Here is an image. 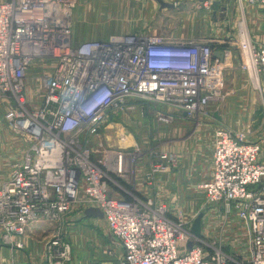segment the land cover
I'll return each mask as SVG.
<instances>
[{"label": "built area", "instance_id": "built-area-1", "mask_svg": "<svg viewBox=\"0 0 264 264\" xmlns=\"http://www.w3.org/2000/svg\"><path fill=\"white\" fill-rule=\"evenodd\" d=\"M246 2L264 11V0ZM75 7V0H0V131L6 126L22 145V160L0 187L2 238L24 235L36 218L57 225L79 206L82 213H102L107 232L123 249L118 264H228L215 241L195 238L191 221L168 218L162 203L110 194V175L124 167L120 160L109 167L108 156L134 165L141 156L136 145L98 158L92 149L121 114L148 110L160 124L177 115L207 117L208 108L223 99L225 83L211 45L140 32L73 41ZM238 29L240 69L253 89L264 92V42H251L242 19ZM214 138L211 179L199 188L209 204L243 226L250 253L245 264H264L261 148L225 127L216 128ZM150 155L148 179L175 167L173 155ZM180 243L184 253L177 250ZM46 246L48 259L69 260L61 239Z\"/></svg>", "mask_w": 264, "mask_h": 264}, {"label": "crops", "instance_id": "crops-1", "mask_svg": "<svg viewBox=\"0 0 264 264\" xmlns=\"http://www.w3.org/2000/svg\"><path fill=\"white\" fill-rule=\"evenodd\" d=\"M84 1L85 0H75L76 6L78 3ZM102 1H107V4L104 3L103 5H100L93 3V5L88 7L84 5L80 12H75L76 9L74 10L71 29L73 32L74 24L78 21L80 29L76 38L79 40L94 39L111 34H125V30L117 31L115 28L114 30L110 28L100 29L98 25L99 21H97L99 19L96 17L116 14L118 10H126L130 12L129 9L124 8V5H128V2L131 3L134 0H120L121 9L117 5L116 7L111 5V3L109 4L110 1L118 2L119 0ZM137 1L143 3L144 0ZM150 1H152V4L147 3L148 6H144L141 9L146 15L152 14L156 17H165L167 15L166 12L169 10L178 11V15L181 16H196L198 13H203L206 16L208 14L210 15L214 24L213 29L211 30L210 28V31L214 34L213 41H216L214 46L217 47L212 49L214 60L213 65H219V67L222 68L226 80L224 89L228 83V89H225V99L223 101H231L233 104V106L230 107L228 104L223 103L221 111H213L211 115L213 124L216 126L221 125L227 127L229 130L235 129L239 132V129H241L240 126H242L244 122L254 123L255 121L252 122V113L255 104V94L248 84L247 74L240 69L241 55L239 49L238 22L242 19L251 42L256 45H261L264 42V11L249 5L246 0H241L242 8L240 9H242V12L240 14L238 0H162L167 4H170L172 6L170 8H161L156 0ZM133 4L134 3H132V7H130L132 12L135 11ZM216 13L220 16L214 20V14L216 15ZM220 37L225 38V43H223L224 45L222 46L217 43V40L220 39ZM172 39L181 40V38L175 36H172ZM188 39L190 40L194 38ZM197 39L199 40L200 38ZM216 52L218 54L221 53V59L214 56ZM236 95L245 96L239 98V102L242 101L246 104V107L242 110L236 107L237 102H233L236 100L234 98ZM242 113L246 115V121L242 119ZM230 114H236V117L234 115L230 116ZM130 118H132L134 122L131 121ZM154 121L155 118L153 113L148 110L121 114L120 116L111 119L100 133V136L92 141V149L95 152L93 157L95 158H98L101 153L108 155L107 152H128L135 145H143L148 148L151 146V149H154L153 151L155 153L173 155L176 158V161L179 162V164L177 162L178 166L176 165L175 168L168 169L163 173H157L151 179H148L146 174L150 170L153 159L151 158V155L143 156L144 164L146 163L147 165L146 169L141 167L140 160H138L133 167L132 173L129 172V169H124L121 173L110 175L112 180L109 185L110 194L113 197L122 198L128 201L131 200L132 197L145 200L148 198H157V196L151 195L156 189H158L159 192L164 193L165 190L168 191L167 188L172 190L176 187V190L178 191L179 187L173 185L170 180V176L178 175V173L180 179H183L186 183L194 182V185L208 182L211 179V158L216 126L213 127V132L205 131L202 136H199V132L197 131L200 130L198 129L193 132L194 134L191 138V129L189 128L191 123L181 115H177L170 124H159L166 127H160L158 129L157 126L156 131L154 129L155 132H153V128L151 129L149 125L152 123L153 126ZM135 127L140 129L141 136L139 137H142L141 139L136 135ZM13 142L16 144V141L13 140ZM259 143L262 152L264 151V139H261ZM21 149L17 152L18 156L14 157L11 154H3V152L0 151V172L4 174L6 173L7 178L12 166L22 160ZM9 150H11V147H9ZM112 155L113 154H110L108 156L109 167H115L114 165L117 164V160H120L119 163H121L122 168L127 166V163L129 162L128 159L123 157L118 158ZM1 177L2 176H0V178ZM157 179L160 180L161 185H157L159 183ZM4 180L0 182V185L3 184ZM182 189L184 190V188ZM186 192L188 191L186 190L185 193ZM176 197L178 198V196ZM173 198L174 197H172V199ZM182 202L185 201L182 200ZM213 208L210 216L206 217V220H204L202 215L200 238L206 244L215 241L217 246L220 247L222 253L228 258V264H245L250 258V253L243 226L234 214L225 212L223 207L213 206ZM82 215L86 220L87 225H93L95 227L97 224H102L104 226L103 219L85 217L84 213ZM36 222L38 223V221H35V223ZM192 222L193 220L191 221V224ZM76 238L79 239V237ZM19 242L22 245L20 249L15 247V244ZM103 245H107V243L103 242ZM109 247L111 249V247H113L112 244ZM43 249L44 243H38L33 238H30V235L22 238L12 237L10 244L0 245V264L10 261L18 264H44ZM74 250L75 249H72L74 256L72 257V260L74 259L72 264H80L82 261L86 262L76 256ZM121 252L122 254L117 256V258L112 251L109 256L107 255L108 257H104L105 252H103L102 254L104 255H102V260L100 262H102V264H118L119 259L123 255V249ZM209 253L210 250L206 248L204 253L205 256H208Z\"/></svg>", "mask_w": 264, "mask_h": 264}, {"label": "rangeland", "instance_id": "rangeland-1", "mask_svg": "<svg viewBox=\"0 0 264 264\" xmlns=\"http://www.w3.org/2000/svg\"><path fill=\"white\" fill-rule=\"evenodd\" d=\"M94 4H100L103 5L104 3L107 4V1H102V0H85L82 3H78L77 6L75 7L76 11L75 12H80L83 9V6L85 5L86 7L91 6ZM114 6H119L121 9V1H110L109 4ZM135 8V11L132 12L130 7ZM147 3L152 4V1L150 0H144L143 3L141 1H133V2H128V5L125 4L124 8L129 9L130 12L126 10H118L116 14H109V15H101L97 16L96 18L99 19L97 21L99 28L100 29H113L117 31L125 30L124 33L128 32H140V33H145V34H152L155 33L157 35H161L163 37H178L181 38V40L185 41H192L196 40L197 38H200L199 40H204L208 41L207 43L210 44L211 46L216 43L214 40V34L210 31L213 29V22L211 20L210 15L208 14L207 16L204 15L203 13H198L196 16H191V15H186V16H181L178 15L179 12L175 10H169L166 12V16H154L152 14L146 15L141 9L144 6H148ZM116 6V7H117ZM239 7V5H238ZM255 7V6H254ZM239 7V14L242 12V9ZM137 9V10H136ZM260 10V9H259ZM220 15L216 13L214 14V20L217 19ZM74 18V16L72 17ZM96 20V19H95ZM72 24H73V19H72ZM120 28V29H119ZM79 24L78 21L76 24H74V30L72 32V38L73 41H78L79 39L76 38L77 33L79 31ZM229 34V33H228ZM188 38H194V39H188ZM198 40V39H197ZM217 43H225V38L220 37V39L217 40ZM224 45V44H223ZM248 78V77H247ZM248 84L250 86V89L254 92V109L252 113L253 120L252 122L254 123H243L241 129H239V132H237L235 129H230L233 132L236 133H242L245 135L244 142L246 143H258L260 146V141L261 139H264V92L263 91H257L253 89L249 79ZM226 81V80H225ZM261 82V81H260ZM28 83L30 81L28 80ZM225 87V83H224ZM223 87V99L214 104L211 105L208 108V115L207 117H199L195 118L190 121L189 128L191 129V135L190 137L192 138V135L194 134L196 130L199 132V136H202L205 131L208 132H213L214 128L216 125L213 124L212 120V112L216 110L221 111L222 110V104L226 103L230 107L233 106L231 101H223L225 99V89H228V83L226 84V88L224 89ZM264 89V88H263ZM37 90V89H36ZM38 91V90H37ZM245 97L243 95H236L234 98L236 99L233 102H237V108L240 110L244 109L246 107V104L244 102H239V98ZM232 99V98H230ZM223 101V102H222ZM233 111V110H231ZM3 114V108H0V118L2 117ZM235 116L236 114H230V116ZM130 117V115H129ZM236 117V116H235ZM234 117V118H235ZM246 115L242 113V119L245 120ZM196 119L200 120V123L196 122ZM131 121L134 122L132 118H130ZM246 121V120H245ZM160 123L156 122V120L152 123L149 124L151 129L153 128V132L156 131L157 126L158 129L160 127H166L159 125ZM218 127H224L221 125H217L215 128ZM227 128V127H225ZM155 129V131H154ZM229 129V128H228ZM216 130V129H215ZM134 131V129H133ZM136 135H138V138L141 139L142 137L140 135V129L135 127ZM196 136V135H195ZM247 136V137H246ZM15 135L12 134L9 129L6 126H3L0 131V148L1 152L3 154L8 153L11 154L13 157L18 156V151L22 148L21 144L18 142V140L15 139ZM14 141H16L14 144ZM263 142V141H262ZM126 144V143H125ZM14 145V146H13ZM137 146V145H136ZM9 147H11V150H9ZM140 150L141 153V158L140 164L141 167H144L146 169V163L144 164L143 156L145 155H150L154 149H151L152 147L149 146V148L146 146H137ZM261 148V147H260ZM264 148V146H263ZM262 160L264 159V151H262ZM260 156V157H261ZM178 161L175 160V167ZM137 163V162H136ZM135 163V164H136ZM132 162H128L127 166L124 167V169H130V171L133 170L134 165H131ZM208 166V164H207ZM137 167V166H136ZM140 167V168H141ZM174 167V168H175ZM180 171V170H179ZM0 172V176H2L0 179V182H4L7 180L6 173ZM170 180L172 181L173 185H176L179 187V190H176V187L172 190L169 188L168 191L165 190L164 193H161L158 191V189L154 190L151 195L157 196V198H150L154 199L157 202L162 203L167 207V216L170 219H177L178 214L180 215V218L184 221H192L194 218L197 217V215L202 214L204 217V220H206V217L210 216L211 210L214 209L211 204H209L206 200L205 193L202 191V189L199 188L201 184H195L194 182H188L186 183L183 179H180L179 173L178 175L176 174L175 176H170ZM159 182L157 185L160 184V180L157 179ZM3 182V183H4ZM2 185H0L1 187ZM184 190L188 191L185 193ZM250 189H256L249 187ZM183 190V191H181ZM171 191V192H170ZM182 192V193H181ZM175 195V196H174ZM178 196V198L176 197ZM172 197H174L172 199ZM176 197V198H175ZM176 200V201H175ZM184 200L185 202H182ZM179 205V206H177ZM83 213L81 212L79 206L73 207L68 214L64 216L63 219H61V222H59L57 225L53 223L46 222L41 219H35L33 220L32 224L29 227V230L27 233H25L22 236H13V237H18L22 238L24 236L30 235V238H33L35 241L38 243H44V249H43V261L44 264H72L73 260V252L72 249H75L74 252H76V256H78L81 260L83 259L86 262H80V264H102L100 262L102 260V254L105 252L104 257H108L110 252H114V256L117 258L120 254H122V249L119 245L118 242L113 240L109 233L107 232L105 222L104 226L102 224H97V226L93 225H87L86 220L83 218ZM35 221H38V223ZM103 226V227H102ZM105 227V229H104ZM85 229V230H84ZM43 234V235H42ZM76 237H79L77 239ZM54 238H58L59 240L63 241L65 244H67L70 248V253H69V260L68 261H63L59 263L58 259L56 260H51L48 259L47 254L45 253V247L48 243H51ZM12 239V238H11ZM11 240H4L2 238V232L0 228V245L1 244H10ZM104 243H107V245H103ZM114 243V244H113ZM112 244L113 247L110 249V245ZM116 244V245H115ZM115 245V246H114ZM15 247L20 249L22 247L21 243H16ZM177 250L180 253H184L185 249L183 248L182 243L177 245ZM58 253V252H57ZM53 255H55V252H53ZM108 255V256H107ZM82 256V258H81ZM57 257V256H56ZM78 259V258H76ZM104 259V258H103ZM80 261V260H79ZM7 263H14L18 264L16 262L10 261L2 264H7Z\"/></svg>", "mask_w": 264, "mask_h": 264}, {"label": "water", "instance_id": "water-1", "mask_svg": "<svg viewBox=\"0 0 264 264\" xmlns=\"http://www.w3.org/2000/svg\"><path fill=\"white\" fill-rule=\"evenodd\" d=\"M157 3L160 5L161 8H170L172 7L170 4H167L163 2L162 0H156ZM214 56L218 57L221 59V53H215ZM85 217H93V218H98V219H103L102 213L98 209L94 208H88L84 211ZM201 219H202V214L197 215V217L193 220L190 228V233L195 237V238H200L201 236ZM191 244H188V249L190 248Z\"/></svg>", "mask_w": 264, "mask_h": 264}, {"label": "bare ground", "instance_id": "bare-ground-1", "mask_svg": "<svg viewBox=\"0 0 264 264\" xmlns=\"http://www.w3.org/2000/svg\"><path fill=\"white\" fill-rule=\"evenodd\" d=\"M227 148H230V146H229V147H227ZM227 148H226V149H227ZM230 149H231V148H230ZM211 166H212V160H211ZM202 184H203V183H202ZM69 195H71V193H70ZM87 209H88V208H87Z\"/></svg>", "mask_w": 264, "mask_h": 264}, {"label": "trees", "instance_id": "trees-1", "mask_svg": "<svg viewBox=\"0 0 264 264\" xmlns=\"http://www.w3.org/2000/svg\"><path fill=\"white\" fill-rule=\"evenodd\" d=\"M211 48L213 49V48H217V47H216V46H214V45H212V46H211Z\"/></svg>", "mask_w": 264, "mask_h": 264}]
</instances>
